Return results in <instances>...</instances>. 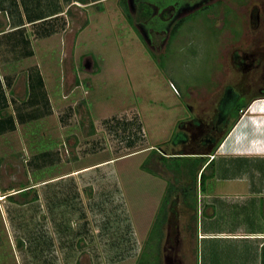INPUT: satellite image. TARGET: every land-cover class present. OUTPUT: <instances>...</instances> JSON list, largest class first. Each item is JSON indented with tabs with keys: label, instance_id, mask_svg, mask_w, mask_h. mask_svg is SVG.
<instances>
[{
	"label": "rangeland",
	"instance_id": "obj_1",
	"mask_svg": "<svg viewBox=\"0 0 264 264\" xmlns=\"http://www.w3.org/2000/svg\"><path fill=\"white\" fill-rule=\"evenodd\" d=\"M86 1L59 0L63 13L35 27L48 29L44 36L26 25L32 56L16 58L0 46L6 111L15 117V101L22 107L26 71L34 67L49 102L47 114L0 136V264H206L194 241L200 212L231 195H264L258 170L264 153L232 154L254 162L245 166L249 184L225 182L217 173L205 191L197 185L196 196L188 191L184 198L179 191L188 178L166 169L159 155H199L170 143L180 122L192 116L186 104L211 112L228 85L246 90V103L264 97L258 91L264 89V60L247 75L230 62L239 45L251 48L254 37L264 36L248 20L257 0H131L132 21L120 0ZM140 1L155 6L153 16L143 17ZM12 18L0 10V32L11 30ZM256 111L264 113V101L239 121L238 113L228 143L264 145V117L252 116ZM243 124L246 132L237 136ZM222 142L205 155L230 167ZM44 151L49 155L39 158ZM24 185L35 187L38 201L24 203L33 193L16 194ZM215 219L228 221L224 213Z\"/></svg>",
	"mask_w": 264,
	"mask_h": 264
},
{
	"label": "crops",
	"instance_id": "obj_2",
	"mask_svg": "<svg viewBox=\"0 0 264 264\" xmlns=\"http://www.w3.org/2000/svg\"><path fill=\"white\" fill-rule=\"evenodd\" d=\"M15 3L17 6L16 10L14 12H10L13 14L12 27L14 26L16 19L19 18L21 23H23L22 27L25 28L24 34L28 32L26 25H29V31L31 30L30 32H36L39 36L46 35L48 29H41L40 31H37L35 27L38 26V24L54 19L63 13L59 0H15ZM29 12L31 13L30 19L27 18V14H29ZM29 48L31 49L30 43ZM263 98L253 100L251 103L249 102L250 105L247 106L248 108L246 107V111L244 113L246 114L247 110L251 108L254 103L264 101ZM245 114L242 115L244 116ZM242 115L238 121L243 117ZM252 116L264 117V113L256 111L252 113ZM236 123L220 147L223 150L226 149V152L231 154L230 157L232 159H230V167L226 164L220 167L216 164V161H213L214 172L209 175V178L210 176L213 178L218 177L217 173L218 175L220 173L222 176H219V178L221 177L225 182H235L241 179L242 182L245 181L249 184L250 172L248 170L246 171L245 166H249L248 162L250 161L232 154L236 151L247 154L264 153V145L258 144L257 146L255 145V147L253 145L238 148L230 143V141L228 143V139L233 135L232 132L238 126ZM245 132L246 128L243 124V127L239 130L237 136L245 134ZM235 158H241L240 161H245L246 164ZM258 170L260 173L259 176L262 175V177H264V168H260ZM221 171L223 172L221 173ZM234 171L238 172V174L234 175ZM258 181L259 183H263L264 179L263 182L261 180ZM214 196L216 197V195H206V198ZM221 197L222 195H219L217 198ZM205 202L208 205V202ZM218 202V207H220V209L215 207V204H212L211 207H204L202 212H200V219L197 224L196 233L194 234V241L197 251H200L199 257H201V261L202 259L205 260L206 264H264V195H231L230 199L227 200V203H222L221 201ZM243 203L245 205H243ZM236 207L241 208L239 209V212H237ZM210 209L211 211H208ZM220 213H224L228 218V221L224 220L223 222H219L216 220L215 217L217 214L220 216ZM234 215L236 219L235 223L232 225L228 224ZM167 228L170 229L169 226ZM179 228L181 230H185L186 227L179 226ZM166 237L169 238V235L167 234ZM177 238L180 239V236L178 235ZM227 249L229 250L227 251ZM207 253L210 254V257L205 255ZM204 256L206 258H204ZM185 261V259H179L177 264H183ZM198 263L200 262L198 261Z\"/></svg>",
	"mask_w": 264,
	"mask_h": 264
},
{
	"label": "trees",
	"instance_id": "obj_3",
	"mask_svg": "<svg viewBox=\"0 0 264 264\" xmlns=\"http://www.w3.org/2000/svg\"><path fill=\"white\" fill-rule=\"evenodd\" d=\"M8 1L6 9L10 12H14L17 8L15 0H0V10L5 11L4 4ZM82 4H86V0H79ZM123 1V3H122ZM24 2V1H23ZM25 4V3H23ZM123 4V8H122ZM3 5V7H2ZM120 6L124 10V14L126 18L132 21L131 13L127 4L126 0H120ZM138 9L141 11L140 13L143 16L149 17L151 15V9L146 3H139ZM26 10V9H25ZM30 12L27 14V18L30 19ZM186 18L180 19L174 26L171 32L173 36L175 32L181 27L184 23ZM14 26L11 28L10 31H1L0 32V46H5L8 52L13 53L16 58H26L31 56L32 50L29 48V41L24 34V27L23 23L18 19L14 22ZM6 50V51H7ZM27 73V90H26V98L22 101L23 105L17 106V101H15V117L9 114L6 110L9 106V101L6 95V92L2 85V80L0 78V136L5 135L7 133H12L16 130L17 124H25L26 122L37 120L41 118L43 115L47 114V110L49 108L48 98L44 89V82L42 77L37 68H30L26 71ZM8 79V78H7ZM5 85L8 89H10V83L6 80ZM13 93L10 91V94ZM14 102V101H13ZM21 102H19L20 104ZM249 103L247 104H239V108H246ZM23 106L28 107V109L23 110ZM238 109L236 112H238ZM237 114V113H236ZM16 118V119H15ZM238 118V114H237ZM229 130L226 132L228 134ZM226 134L219 140L216 147L211 149V154L215 152L218 148L219 144L223 141ZM49 155V152H41L37 156L39 158H45ZM160 160L164 164L165 168L171 172L176 173L177 175H182L185 178H188V183L183 185L184 187L181 188V192L179 191L180 195L186 196L188 191H192V194L195 193L196 196V189L197 185L201 191H205L206 188V181L209 178L205 171L214 165L213 160H209L208 156L202 155H189V156H175V157H168L165 155L160 154ZM37 157V158H38ZM173 161V165H169L167 161ZM186 187V188H185ZM183 189V190H182ZM186 189V190H185ZM30 193L33 195L25 200L24 203L28 202H36L38 201L37 193L35 191V187L24 185L20 187L16 194H19L20 197L27 198ZM14 194V195H16ZM10 201L13 200V195L6 196ZM182 198V199H183ZM167 202V199H166ZM165 208L168 209L169 203L166 204ZM168 211L166 210L165 219L161 227L167 221Z\"/></svg>",
	"mask_w": 264,
	"mask_h": 264
},
{
	"label": "flooded vegetation",
	"instance_id": "obj_4",
	"mask_svg": "<svg viewBox=\"0 0 264 264\" xmlns=\"http://www.w3.org/2000/svg\"><path fill=\"white\" fill-rule=\"evenodd\" d=\"M143 2L144 1H140V3ZM149 8L151 9L150 16H153L156 10L155 6L150 4ZM248 20L249 23L252 24L254 31H264V0H257L252 3ZM253 23L255 24L253 25ZM240 33L241 34L237 33V37L239 38L243 34L242 32ZM245 38L246 37L242 38L244 40H242L241 43L246 46L248 40ZM253 41L255 43L251 48L244 49L239 45V47L232 51L230 60L231 66L242 75H247L258 70L264 60V36L258 38L254 37ZM258 91H261L260 93H262L264 89H259ZM245 92L246 90H242L239 85L226 86L211 112L207 110L205 106L201 109L195 110L186 104L191 111L192 116L188 118V120L180 122V125H178L179 127L177 128V133L170 142L171 146L175 148L180 147L179 150L182 151H186V149L196 151V153L205 156L206 150L210 151L217 146L219 140L226 134V132L232 129L234 122L238 119L237 114L239 113L240 116L241 111L245 109H238L239 104H247L245 99L247 93ZM237 109L238 112H236ZM196 132L199 134L197 138H194V141L191 142L190 139L192 134L195 133L196 135Z\"/></svg>",
	"mask_w": 264,
	"mask_h": 264
},
{
	"label": "water",
	"instance_id": "obj_5",
	"mask_svg": "<svg viewBox=\"0 0 264 264\" xmlns=\"http://www.w3.org/2000/svg\"><path fill=\"white\" fill-rule=\"evenodd\" d=\"M130 1H131V0L128 1V7H129V10H130V8H131V6L129 5ZM197 155H198V154H197ZM199 155H200V154H199ZM178 156H181V157H182V156H188V155H186V154H181V155H178Z\"/></svg>",
	"mask_w": 264,
	"mask_h": 264
}]
</instances>
